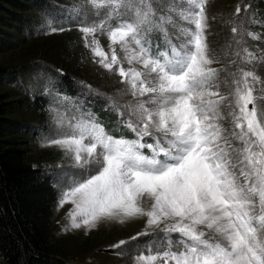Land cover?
Listing matches in <instances>:
<instances>
[{
    "label": "snow or ice",
    "instance_id": "snow-or-ice-1",
    "mask_svg": "<svg viewBox=\"0 0 264 264\" xmlns=\"http://www.w3.org/2000/svg\"><path fill=\"white\" fill-rule=\"evenodd\" d=\"M207 3L84 0L70 9L71 19L80 17L76 26L93 62L118 75L132 96L109 106L135 139L110 135L78 106L71 117L56 120L55 137L42 146L58 148L83 170L71 176L57 207L72 205L70 229L144 218V230L130 240L152 235L149 230L163 238L149 242L134 264H264V111L254 95L260 78L241 66L256 56L241 47L245 30L234 26L237 48L229 63L237 67L222 92V70L212 67L219 60L208 45ZM240 11L238 5L236 15ZM90 15L101 18L89 22ZM64 30L49 23L50 32ZM154 31L165 41L155 53L148 39ZM97 33L107 36L110 54Z\"/></svg>",
    "mask_w": 264,
    "mask_h": 264
},
{
    "label": "rangeland",
    "instance_id": "rangeland-1",
    "mask_svg": "<svg viewBox=\"0 0 264 264\" xmlns=\"http://www.w3.org/2000/svg\"><path fill=\"white\" fill-rule=\"evenodd\" d=\"M162 2L168 3L169 0ZM83 4L84 0H27L24 2L27 9L7 8L30 18L28 24L11 19L7 13H1L0 97L5 104V117L25 122L30 126L36 124L37 116L27 105L29 106L35 94L46 97L47 127L37 132V135L25 138L29 148L26 159L32 164L39 163L47 167L54 177L57 197L50 232L55 241L54 246L65 254L66 260L71 264H134V257L146 251L145 246L149 242L162 239L163 233L149 230L152 235L130 240V237L144 230V218L124 224L106 221L91 231L84 228L70 229L67 212L72 205L65 204L63 208H58L57 203L71 176L83 170L73 168L72 161L58 148L42 146L46 137H55L56 120L63 116L71 117L75 113L74 106L80 107L81 112L90 111L110 135L135 139L134 134L120 123L122 118L109 106L110 100L126 104L133 99L132 96L123 91L125 85L119 83L118 75L107 72L93 62V55L85 48L83 34L76 26L80 17L70 18V15H75L70 14V9ZM238 5L241 11L236 15ZM245 6H248L247 11ZM206 14L210 55L219 60V63L213 64L212 67L222 70L221 91L227 93L228 88L223 82L231 81L229 73L234 72L237 67L236 64L229 63L232 59L231 51L237 48L232 28L242 26L245 32L241 47H247L256 59L251 64L241 66L253 71L260 78L259 83L255 85L254 95L258 97V110L264 111V0H208ZM100 18L90 15L89 22ZM50 22L53 27H63L66 30L50 32ZM175 22L183 23L178 17ZM167 27L173 42L176 43L175 36L172 35L175 29L171 25ZM247 32L254 33L258 38L252 39ZM97 38L104 51L110 54L107 36L97 33ZM240 38L238 33L236 39ZM148 39L152 42L154 53L165 47L162 33L154 31L149 34ZM116 47L119 51L118 46ZM124 66L128 67L126 62ZM145 140L151 143L150 138L145 137ZM144 152L147 154L148 150L144 149ZM91 167L95 170L94 165ZM66 173L68 175H65ZM98 229L101 231L98 232ZM94 231L96 233L91 235ZM172 236L174 240L178 238L176 233ZM120 240L129 243L121 248H113L112 246ZM156 250V245H153V251ZM0 264H4L1 258Z\"/></svg>",
    "mask_w": 264,
    "mask_h": 264
},
{
    "label": "trees",
    "instance_id": "trees-1",
    "mask_svg": "<svg viewBox=\"0 0 264 264\" xmlns=\"http://www.w3.org/2000/svg\"><path fill=\"white\" fill-rule=\"evenodd\" d=\"M25 1L0 0V18L7 13L20 23H30L25 15L7 10L27 9ZM27 107L37 116L32 126L5 117L0 97V258L4 264H71L54 246L50 233L57 197L54 177L47 167L26 159L25 138L47 127L46 97L35 94Z\"/></svg>",
    "mask_w": 264,
    "mask_h": 264
}]
</instances>
